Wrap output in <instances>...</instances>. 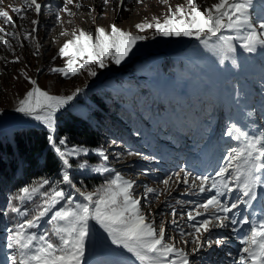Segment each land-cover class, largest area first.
<instances>
[{"label":"rangeland","instance_id":"374dc122","mask_svg":"<svg viewBox=\"0 0 264 264\" xmlns=\"http://www.w3.org/2000/svg\"><path fill=\"white\" fill-rule=\"evenodd\" d=\"M38 2L42 4L39 17L33 10L28 9L24 18H21V14L14 12L13 9H25L24 0H0V10L7 11L16 24L13 28L5 23L4 18H0V28H4L5 32L18 34L13 38L0 33V37L8 39L12 44V49L9 50L0 42V138H9L14 130L30 125L45 129L39 122L15 111L17 101L31 87L21 74L22 71L36 79L38 85L51 94L71 95L77 88L82 89L73 101L56 114V118L66 111L81 118L87 117L95 109L91 100L93 96L102 97L101 100L106 102L103 97L108 91L106 94L112 95L107 98L112 107L115 105L116 108L122 107L124 110L125 107H130L135 110L137 117L140 116V121L136 120L139 126L135 129L122 114L118 112L106 114L108 128L104 130L112 133L110 138L106 136L102 146L108 156L107 166L115 169L124 178L135 181L134 196L141 201L142 210L149 221L155 222L157 227L161 224L165 226L167 236L173 237L176 246L189 254L191 264L202 262L211 264L208 255L201 256V259L197 256L198 258L193 261L197 253L193 251L195 245L190 239L188 244H184L177 231V227L183 228L185 232L191 231L187 226L186 215L183 214L190 210L189 202L202 201L199 199L201 196L192 192L185 194L189 186L182 182L177 183L175 176L167 188L161 181L180 171L184 160L181 159V155L175 159L172 154H177L178 151L186 152L191 139L195 137L193 128L198 125L206 126L209 140L212 138L210 134H215L218 142L227 144L229 149L230 142L234 143V140L224 133L231 124L252 136L264 135V128L260 126L264 125L262 123L264 113L260 119L255 111L262 104L257 100V95L249 99L255 98V107L248 105L247 101V94L256 92V87L264 93V47H258L255 52L249 53L240 47L239 42L233 41L235 53L228 54L229 59H225L221 64L223 54L219 51V43L215 38L213 40L215 48L206 50L193 38L156 36L154 39L138 42L120 65L106 61L107 67L97 68L95 77H89L87 72L82 70L81 74L65 79L58 73L50 72L49 69L64 66L67 58H61L57 53L63 43L72 38L73 30L91 31L95 34L97 27H104L110 31L109 26L115 24L124 31L151 37L153 29L138 32L135 25L151 21L154 16L163 19L169 6L174 9L177 5L185 4L186 0H167L166 4L161 0H124L119 10L118 0H109L106 5L103 0H73V3L68 5L72 14L61 13L60 23H57L55 13L58 8L63 7V0ZM197 2L203 8L210 7L217 0ZM125 8L128 10L125 11ZM261 11L264 12L261 0H254L253 7L249 10L254 24H259L260 17L264 14ZM34 19H38L39 23L36 26L37 31L32 33L31 21ZM62 32L65 35H61ZM26 33H31L28 39H24ZM225 35L232 33L226 32ZM229 104L236 112L232 113L230 110L228 115L223 112V116H220L225 106L228 110ZM166 117H170L171 129L177 126L176 131L180 133L178 137H175L174 133H166L164 130L159 132L155 128L158 125L162 126ZM144 120L146 122H143ZM182 127L188 129L183 130ZM186 133L187 137L184 136ZM161 138L165 139L168 145L165 148L168 149L164 148L162 141L160 142ZM185 138L187 140L183 142ZM202 139L205 140L206 137ZM172 143L174 147H171ZM71 146L67 144L65 147ZM238 146L236 143L235 147ZM169 150H172L171 154H167ZM129 152L140 155H129ZM80 159H73V164ZM99 163V159L97 163H88L85 170L73 167L71 170L73 182H80V178L100 175L101 179L98 184L92 185L91 191L107 183L114 174L109 172L101 175L90 170ZM59 181L60 177L53 183ZM59 187L66 195L73 197L74 203L83 202L73 188L62 183H59ZM145 187L157 189L159 195L155 193L146 195ZM64 203L67 201L62 202ZM173 209L176 211L175 217L172 215ZM49 218L42 219L39 227L33 231L43 232L49 228L47 224ZM174 218L177 225L171 223ZM11 219L15 223L20 217L12 213ZM90 226L91 236L87 242L85 264H139L131 254L112 245L107 234L94 221L90 222ZM6 235L0 239V256L2 261L6 260L7 264H11L9 257L15 253L14 250L7 248Z\"/></svg>","mask_w":264,"mask_h":264},{"label":"snow or ice","instance_id":"6c2138e0","mask_svg":"<svg viewBox=\"0 0 264 264\" xmlns=\"http://www.w3.org/2000/svg\"><path fill=\"white\" fill-rule=\"evenodd\" d=\"M161 2L166 4L167 0ZM72 3L73 0H63V7L55 13L57 23L61 22V13L72 14L68 8ZM103 3L106 5L109 0H103ZM253 3L254 0H217L210 7L202 8L197 0H186L185 4L177 5L174 9L169 6L163 19L154 16L151 21L135 25L138 32L153 29L151 37L124 31L115 24L109 26L110 31L97 27L95 34L73 30L72 38L66 40L57 53L59 57L67 58L64 66L53 67L49 71L65 79L81 74L82 70L89 77H95L97 68L107 67L106 61L120 65L138 42L156 36L193 38L206 50L215 48V38L223 54L220 59L223 64L225 59H229L228 54L236 51L233 41L239 42L240 47L249 53L264 47V14L259 24H254L249 12ZM261 3L264 5V0ZM24 4L25 9L14 8L13 11L21 14V18H24L28 9L33 10L37 17L40 16L42 4L38 0H24ZM123 4L124 0H118L117 9ZM0 18H4L5 23L13 28L16 27L7 11L0 10ZM38 23V19L31 21L32 33L37 31ZM226 32L232 35H225ZM0 33H5L7 37L18 36L11 31L5 32L4 28H0ZM30 35L26 33L24 39ZM0 42L9 50L12 49L8 39L0 37ZM36 47L38 51L39 45ZM21 74L31 87L17 101L15 111L43 125L46 141L58 158L61 169L58 183L43 177L10 195L7 211L23 218L6 229V246L15 253L9 257L11 264H85L87 242L91 236L90 222L93 221L107 234L112 245L131 254L139 264H191L189 254L176 246L173 237L167 236L165 226L161 224L157 227L155 222L149 221L142 210L141 201L134 196V180L115 173L107 183L94 191L81 190L74 184L71 170L73 167L87 169L89 162L86 158L90 154H95L100 161L90 169L92 172L103 175L112 171L107 166L108 156L102 147H65L67 138H58L56 135V114L73 101L82 89L77 88L71 95L51 94L42 89L36 79L23 71ZM224 135L239 146L228 150L223 157L224 163L214 176H193L182 168L161 183L167 188L175 176L177 183L189 186L185 194L211 193L202 201L189 202L190 210L183 215H186L187 226L191 231L185 232L183 228L177 227L181 241L188 244L190 239L195 245L194 252L224 244L226 238L211 239L210 235L214 229L231 226L233 234L246 229L243 235L238 236L240 247L233 264H264V213L259 218L255 213H248L253 202L258 199L257 189L264 190V135L252 136L235 124H231ZM128 154L140 155L133 152ZM75 158L81 160L74 165L72 161ZM59 183L73 188L83 202L74 203L73 197L66 195ZM234 192L238 193L234 199H222ZM145 193L159 195L157 189L152 187H145ZM63 201L67 203L62 204ZM172 215L176 216L175 209ZM46 217H50L47 220L49 228L43 232L33 231ZM171 223L177 225V220L174 218Z\"/></svg>","mask_w":264,"mask_h":264},{"label":"trees","instance_id":"16d2710c","mask_svg":"<svg viewBox=\"0 0 264 264\" xmlns=\"http://www.w3.org/2000/svg\"><path fill=\"white\" fill-rule=\"evenodd\" d=\"M107 92L103 97L106 102L101 100L102 97L93 96L91 100L95 109L85 118L67 111L58 115L57 137H66L68 145H84L90 149L102 147L106 134H112L109 130H104L108 128L106 114L116 112L122 114L137 129L139 125L136 117L122 107H112L107 99L112 95L106 94ZM86 159L89 164L98 162L95 155H89ZM60 169L61 164L46 141V129L30 125L14 130L9 138H0V239L6 235V229L14 225L12 213L7 211L10 195L20 187L43 177L52 182L58 180ZM99 179L100 175L89 176L80 178V182L76 181L74 184L81 190L91 191L92 185L98 184Z\"/></svg>","mask_w":264,"mask_h":264},{"label":"bare ground","instance_id":"6f19581e","mask_svg":"<svg viewBox=\"0 0 264 264\" xmlns=\"http://www.w3.org/2000/svg\"><path fill=\"white\" fill-rule=\"evenodd\" d=\"M99 236V235H98ZM111 248V247H110Z\"/></svg>","mask_w":264,"mask_h":264}]
</instances>
